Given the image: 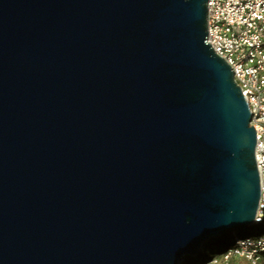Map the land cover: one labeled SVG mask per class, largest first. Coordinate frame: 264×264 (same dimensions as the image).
I'll use <instances>...</instances> for the list:
<instances>
[{"label": "water", "instance_id": "water-1", "mask_svg": "<svg viewBox=\"0 0 264 264\" xmlns=\"http://www.w3.org/2000/svg\"><path fill=\"white\" fill-rule=\"evenodd\" d=\"M209 0H0V264H184L254 222L256 132Z\"/></svg>", "mask_w": 264, "mask_h": 264}, {"label": "built area", "instance_id": "built-area-1", "mask_svg": "<svg viewBox=\"0 0 264 264\" xmlns=\"http://www.w3.org/2000/svg\"><path fill=\"white\" fill-rule=\"evenodd\" d=\"M206 42L231 67L246 97L256 132L260 199L254 222L259 235L239 237L203 264H264V0H209Z\"/></svg>", "mask_w": 264, "mask_h": 264}, {"label": "rangeland", "instance_id": "rangeland-1", "mask_svg": "<svg viewBox=\"0 0 264 264\" xmlns=\"http://www.w3.org/2000/svg\"><path fill=\"white\" fill-rule=\"evenodd\" d=\"M240 234L244 236H253L259 235L261 233V229H250L249 227L243 226L237 229ZM231 241V232L224 234L223 236L213 239L208 243V249L206 250L203 259H209L214 251L220 252L223 249H226L230 245Z\"/></svg>", "mask_w": 264, "mask_h": 264}, {"label": "trees", "instance_id": "trees-1", "mask_svg": "<svg viewBox=\"0 0 264 264\" xmlns=\"http://www.w3.org/2000/svg\"><path fill=\"white\" fill-rule=\"evenodd\" d=\"M249 228L250 229H261V231L263 230V227H261V226H258V227L254 226V227H249ZM235 232H236V235L239 237H247V236H244L243 234H240L238 230H236ZM233 239H234L233 232H231L230 244L232 243ZM207 249H208V244L205 246V249L203 251L199 252L197 255L187 257L185 259L184 264H203V263H205L208 259L205 260V259H203V257H204V254H205ZM223 250H221V251H223ZM215 252L216 251H214V253Z\"/></svg>", "mask_w": 264, "mask_h": 264}]
</instances>
